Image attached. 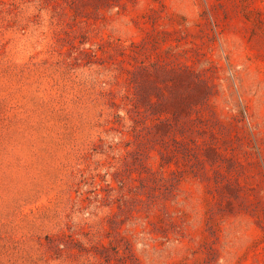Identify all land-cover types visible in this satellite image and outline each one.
Returning <instances> with one entry per match:
<instances>
[{
  "label": "rangeland",
  "instance_id": "374dc122",
  "mask_svg": "<svg viewBox=\"0 0 264 264\" xmlns=\"http://www.w3.org/2000/svg\"><path fill=\"white\" fill-rule=\"evenodd\" d=\"M0 264H264V0H0Z\"/></svg>",
  "mask_w": 264,
  "mask_h": 264
}]
</instances>
